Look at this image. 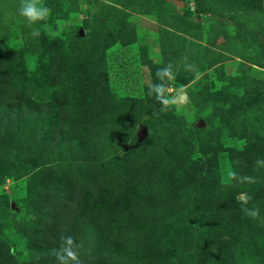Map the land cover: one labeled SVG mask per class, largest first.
<instances>
[{
	"label": "rangeland",
	"instance_id": "1",
	"mask_svg": "<svg viewBox=\"0 0 264 264\" xmlns=\"http://www.w3.org/2000/svg\"><path fill=\"white\" fill-rule=\"evenodd\" d=\"M35 2L0 0V264H264V0Z\"/></svg>",
	"mask_w": 264,
	"mask_h": 264
},
{
	"label": "trees",
	"instance_id": "2",
	"mask_svg": "<svg viewBox=\"0 0 264 264\" xmlns=\"http://www.w3.org/2000/svg\"><path fill=\"white\" fill-rule=\"evenodd\" d=\"M239 33H241V34H243L242 32H239ZM78 37H81L82 35H81V32H78L77 34H76ZM19 98H23V99H25L26 97H21V96H19ZM29 99V98H28ZM27 102V101H26ZM60 106L57 104V103H54L53 104V106L51 107V108H49V110H48V115H47V117H49V118H51V117H56V112L58 111V108H59ZM9 112H10V109H7V108H5V110L4 109H2V111L0 110V125L1 124H8L9 122H10V117L9 116H7V113H8V115H9ZM33 119H34V121L35 120H37L38 119V117L35 115V117H33ZM22 121V120H21ZM21 121H20V119L18 120V125H19V127H21ZM33 121V122H34ZM48 126V124H45V128ZM37 140H35V143L37 144V145H42L43 144V142H45L46 140H47V137H41V136H39V138H36ZM29 144V143H28ZM29 148H31V146H29ZM66 184H69V182H67ZM73 185V183L72 182H70V185L69 186H72ZM86 199H88V197L87 198H83V199H81V202H84ZM80 202V203H81ZM52 209H54L53 207H51ZM79 212L77 213V214H74V220H75V223H74V228H79L82 224H83V217L85 216V210H78ZM79 219V220H78ZM49 223V222H48ZM90 224H88L87 226H85V225H82V229L81 230H79V233L81 234V235H85V234H91V235H93V237L90 239V237H87V244L86 245H88V241H89V245L91 246V242H97L98 241V243L100 244V242H101V231H99V230H96V231H93L92 232V229L90 228V227H88ZM66 229H68V228H66ZM73 230H75V229H72V231ZM78 233V234H79ZM90 239V240H89ZM155 246V245H154ZM66 247V244L65 245H63L61 248L59 247V248H56L57 250H59V251H63V249ZM52 251V253H54V251L53 250H51ZM77 256H78V254H77ZM84 256H86L85 254H80V258H83Z\"/></svg>",
	"mask_w": 264,
	"mask_h": 264
},
{
	"label": "clouds",
	"instance_id": "3",
	"mask_svg": "<svg viewBox=\"0 0 264 264\" xmlns=\"http://www.w3.org/2000/svg\"><path fill=\"white\" fill-rule=\"evenodd\" d=\"M48 12H49L48 8L44 6H38L35 0H23V5L19 10V14L25 17L29 22L43 20L45 18V14ZM242 210L246 215L254 219L258 217L257 209L243 208ZM64 241L67 246L72 245V238L70 236L65 237ZM63 251L66 255H61L59 252L57 253V257L61 261H64L66 257L73 256V251L71 250L70 247H65Z\"/></svg>",
	"mask_w": 264,
	"mask_h": 264
},
{
	"label": "water",
	"instance_id": "4",
	"mask_svg": "<svg viewBox=\"0 0 264 264\" xmlns=\"http://www.w3.org/2000/svg\"><path fill=\"white\" fill-rule=\"evenodd\" d=\"M180 4H183V3L181 2ZM83 34H84L83 30H81V35H83ZM147 133H148L147 126H145V125L141 126V130L139 132L140 139H143Z\"/></svg>",
	"mask_w": 264,
	"mask_h": 264
}]
</instances>
